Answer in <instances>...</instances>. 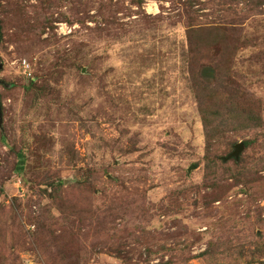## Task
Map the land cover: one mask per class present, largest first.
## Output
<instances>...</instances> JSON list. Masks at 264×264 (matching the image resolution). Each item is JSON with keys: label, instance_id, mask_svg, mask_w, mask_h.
<instances>
[{"label": "rangeland", "instance_id": "rangeland-1", "mask_svg": "<svg viewBox=\"0 0 264 264\" xmlns=\"http://www.w3.org/2000/svg\"><path fill=\"white\" fill-rule=\"evenodd\" d=\"M0 25V264H264V0H0ZM226 73L261 123L208 149L195 78L214 104Z\"/></svg>", "mask_w": 264, "mask_h": 264}, {"label": "trees", "instance_id": "trees-1", "mask_svg": "<svg viewBox=\"0 0 264 264\" xmlns=\"http://www.w3.org/2000/svg\"><path fill=\"white\" fill-rule=\"evenodd\" d=\"M1 40H2V30L0 25V41ZM216 70H215V75L217 73L220 76L219 69L216 68ZM224 76L227 77L226 80L227 82L222 81L223 89L225 90V93L220 94V96L217 98L214 104H212V102L210 101V99L213 98L212 97L214 93L213 89L208 86H205L203 83L201 84L199 78L197 77L195 78L196 85L199 86L200 89L198 90V103L200 107V113L203 115V119H204L206 138L208 141L207 144L208 149L211 148L212 141L220 138V136L225 133V131L221 130V126H225L227 124L226 121L231 123H234V121L236 120L243 121L246 124L249 123L250 126L261 121L259 118L255 116L253 109H251L249 105L243 102V97L237 99L234 97L232 93H230V87L232 86V81L231 83L229 82L230 75L226 73ZM224 76L221 75V77ZM200 78L202 79V77ZM218 102L220 103L217 106L216 104ZM232 115H234V119L231 118ZM219 120H220L219 125L213 124L214 121L218 123ZM251 144L252 141L246 142L245 148L249 147ZM239 158L241 159V156ZM240 159L228 158L229 162L231 161L237 162ZM211 164L212 162L209 161L208 164L209 169L214 168ZM23 166H24V162L22 161L19 171L23 170ZM209 175H211L212 177V173L211 174L209 173Z\"/></svg>", "mask_w": 264, "mask_h": 264}, {"label": "water", "instance_id": "water-1", "mask_svg": "<svg viewBox=\"0 0 264 264\" xmlns=\"http://www.w3.org/2000/svg\"><path fill=\"white\" fill-rule=\"evenodd\" d=\"M0 70H2V66L0 65ZM245 150V144L244 143H240L238 145L235 146V152H233L229 158H236L239 159L240 155L242 154V152Z\"/></svg>", "mask_w": 264, "mask_h": 264}]
</instances>
